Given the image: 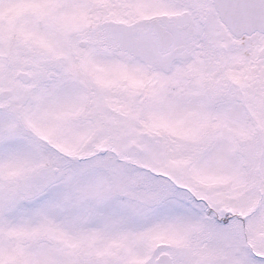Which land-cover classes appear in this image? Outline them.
Here are the masks:
<instances>
[{
	"label": "snow or ice",
	"instance_id": "obj_1",
	"mask_svg": "<svg viewBox=\"0 0 264 264\" xmlns=\"http://www.w3.org/2000/svg\"><path fill=\"white\" fill-rule=\"evenodd\" d=\"M0 264H264V0H0Z\"/></svg>",
	"mask_w": 264,
	"mask_h": 264
}]
</instances>
